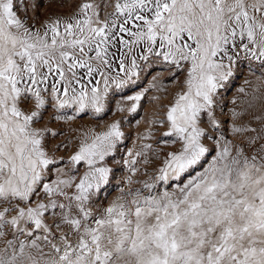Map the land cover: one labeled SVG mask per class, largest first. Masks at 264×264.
<instances>
[{
  "label": "snow or ice",
  "instance_id": "obj_1",
  "mask_svg": "<svg viewBox=\"0 0 264 264\" xmlns=\"http://www.w3.org/2000/svg\"><path fill=\"white\" fill-rule=\"evenodd\" d=\"M154 68L112 185L121 121H77ZM0 264H264V0H0Z\"/></svg>",
  "mask_w": 264,
  "mask_h": 264
},
{
  "label": "rangeland",
  "instance_id": "obj_2",
  "mask_svg": "<svg viewBox=\"0 0 264 264\" xmlns=\"http://www.w3.org/2000/svg\"><path fill=\"white\" fill-rule=\"evenodd\" d=\"M257 69L258 62H252L249 64L247 61H242L238 65L235 77L229 81L222 93L221 103L224 106L225 112H227V110L232 106L231 100L238 96L239 88L242 86L246 87L245 80H251L253 84L257 82L256 77L260 75V72ZM153 71V69L151 72L146 70L141 74L140 79H138L135 84H130L123 90L117 91L115 95L112 96L111 104L109 105L111 109L110 111H106L99 118H93L90 115H85L82 120L77 121V123H83L86 125L91 124L92 126L99 124L100 128H103L105 124L111 123L114 120L121 121V128L125 133V138L119 145V149L115 153L114 157L109 158L108 160L109 166L115 169L112 178L113 181L111 182H115L114 180H116L118 183L120 178L127 174L123 165V160L127 158L126 154L129 149H134L139 145L140 141L137 139L138 134L144 132L148 128V120L154 117V108H159V104H154L150 98L154 95H159L164 102H167V100L170 99V92L161 93L157 92L155 89H151L145 94V98L141 100L140 107L135 113L129 111H116V104L118 102L123 101L126 106H130L132 102L128 101L127 97L135 95L139 92V90L144 91V89L149 88L152 77L154 76ZM164 84L169 90L176 87L175 84L169 82L167 79L164 80ZM137 121H139V123H137ZM153 131L155 132V129H153ZM116 182L112 183V185H116ZM117 195L118 193L116 191H110L108 200H111L112 197L114 198Z\"/></svg>",
  "mask_w": 264,
  "mask_h": 264
},
{
  "label": "bare ground",
  "instance_id": "obj_3",
  "mask_svg": "<svg viewBox=\"0 0 264 264\" xmlns=\"http://www.w3.org/2000/svg\"><path fill=\"white\" fill-rule=\"evenodd\" d=\"M154 71H153V75L155 76L156 74H160V69L159 68H154L153 69ZM167 74L165 73V76H166ZM140 79V78H139ZM142 92V90H139V92ZM131 93V92H130ZM111 181H113V180H111ZM115 182H116V180H114ZM115 182H111V184L112 183H115ZM117 183V182H116ZM113 198V197H112Z\"/></svg>",
  "mask_w": 264,
  "mask_h": 264
}]
</instances>
